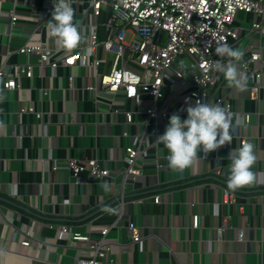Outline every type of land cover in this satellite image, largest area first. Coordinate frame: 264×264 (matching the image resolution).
Wrapping results in <instances>:
<instances>
[{
	"label": "crops",
	"instance_id": "1",
	"mask_svg": "<svg viewBox=\"0 0 264 264\" xmlns=\"http://www.w3.org/2000/svg\"><path fill=\"white\" fill-rule=\"evenodd\" d=\"M78 1L72 0L74 23L84 6ZM52 7V0H0V64L29 62L32 68V75H21L14 89L0 83V264H80L79 258L89 256L82 242L68 243L46 225L49 221L69 223L90 236L108 226L105 237L112 244L102 264H264V68L256 98L249 96L247 77L243 90L229 85L224 76L227 86L212 88L209 103L228 93L231 142L208 152L198 149L188 166L170 168L168 150L156 136L164 131L171 113L145 122L143 107L151 101L149 95L143 94L136 103L120 92L94 94L85 88V84L100 87L98 74L89 65L74 66V90H69V68L60 65L52 73L47 64L36 63L34 52L18 51L31 37L46 42L53 56L61 53L62 46L46 31ZM11 9L17 15L14 22ZM104 16L97 19L102 24L100 39L105 34ZM83 41L80 38L78 44ZM228 43L241 49V57L262 45L264 57V36L247 28ZM95 54L102 58L97 71L106 70L110 53L100 44ZM170 83L164 86V96L155 100L158 106L193 104L191 81ZM29 103L42 112L40 119L33 112H21ZM126 110L132 111V122H124ZM135 134L142 137L135 160L142 174L124 178L120 172L126 165L124 146ZM240 135L252 141L253 178L229 188V153L233 149L234 155L240 146ZM70 156H94L111 175L94 179L82 172L76 180L63 168L52 169L53 161L62 164ZM224 187L234 191L232 203L223 201ZM121 192L124 203L119 212L112 206ZM153 192H160V202L131 201ZM225 214L228 224L217 234ZM128 220L139 229L140 239L134 243L126 229ZM24 236L29 243L21 242Z\"/></svg>",
	"mask_w": 264,
	"mask_h": 264
},
{
	"label": "built area",
	"instance_id": "2",
	"mask_svg": "<svg viewBox=\"0 0 264 264\" xmlns=\"http://www.w3.org/2000/svg\"><path fill=\"white\" fill-rule=\"evenodd\" d=\"M84 2L83 10L77 19L80 32V42L72 49L62 47L60 54L53 56L52 49L41 38L28 37L18 51L34 52L37 55L36 63L41 66L47 64L51 72L58 66H66L67 88L74 90V66L89 65L94 74H98L99 88L96 84H85V88L97 94L100 90L120 92L127 98H132L136 103L141 101L143 94L152 99L143 107L145 122L156 116L165 118L175 110L186 113V105L180 104L173 108L168 103L158 106L155 100L164 96L165 84L170 81L184 83L191 81L192 88L189 95L193 104L199 99L209 103L211 92L216 86H223V74L213 65L217 59L222 63L227 62V57H219L215 52L218 43L229 42L240 38L242 30L247 28L264 36V0H79ZM240 12L246 13L245 18H240ZM105 13L102 23L105 28L103 39H99L96 25L98 16ZM10 21L14 22L17 15L14 10L9 11ZM246 21L244 25L243 22ZM110 53L107 69L97 71V66L102 58L96 56L98 45ZM126 51V52H125ZM186 54L190 57L185 68L174 66L179 55ZM104 59V58H103ZM239 71L250 79L249 96L258 97L261 87L260 77L263 74L264 57L263 46L259 45L254 50H249L244 57L236 61ZM21 75L31 76V63L0 64V83L3 88L14 89L19 85ZM171 78V79H170ZM215 86V87H214ZM227 86V85H225ZM214 87V88H213ZM213 88V89H212ZM211 90V91H209ZM47 92L42 89V94ZM158 92V93H157ZM213 103L225 106L229 112L230 104L228 93L212 97ZM33 112L40 119L42 112L35 110L29 103L21 112ZM118 112V108H113ZM124 122H132V111L124 112ZM248 121V115H243ZM72 118L70 117V120ZM123 135H128L123 130ZM250 141L245 136H239V144ZM142 137L138 134L131 135L128 144L124 146L123 159L126 165L120 169L122 176L135 178L142 174V167L135 162L140 155ZM52 169L63 168L76 180L82 172L94 179H103L110 176L107 166L101 165L94 156L78 158L70 156L62 164L53 161ZM223 201L232 203L234 191L224 187ZM150 200L160 202V192L137 196L131 201L142 202ZM124 203L123 194L112 206L119 210ZM242 206H240L241 208ZM229 215L225 214L217 227V234L228 224ZM59 234L67 238L68 243H80L87 248L89 256L79 258L80 264H102L108 254L112 242L105 235L108 226H101L97 236H90L88 232L73 230L69 223H46ZM193 225H196L194 216ZM131 243L140 239L138 226L134 221L128 220L126 224ZM23 244L29 243V237L24 236ZM124 250L125 246L120 245Z\"/></svg>",
	"mask_w": 264,
	"mask_h": 264
},
{
	"label": "clouds",
	"instance_id": "3",
	"mask_svg": "<svg viewBox=\"0 0 264 264\" xmlns=\"http://www.w3.org/2000/svg\"><path fill=\"white\" fill-rule=\"evenodd\" d=\"M52 5L51 18L46 25L48 35L66 49L76 47L80 32L73 22L72 0H52ZM215 52L219 57L228 59L226 63L217 59L213 66L223 74L229 85L243 90L246 87L245 76L236 63L242 56L241 49L223 42L217 44ZM186 113L183 118L179 112L171 113L164 131L156 136L157 141L168 150L166 159L170 168L182 169L192 162L198 149L208 152L232 139L229 131L232 121L225 106L198 99L194 104L186 105ZM232 152L233 149L229 153L231 163L226 182L229 188H236L252 180L250 166L255 153L250 141H242L234 149V155Z\"/></svg>",
	"mask_w": 264,
	"mask_h": 264
},
{
	"label": "rangeland",
	"instance_id": "4",
	"mask_svg": "<svg viewBox=\"0 0 264 264\" xmlns=\"http://www.w3.org/2000/svg\"><path fill=\"white\" fill-rule=\"evenodd\" d=\"M245 15H246V13H244V12H240V14H239L240 18H245ZM101 28H102V24L97 23V25H96L97 33H98V31H100ZM189 60H190V57L188 55L182 54V55H179L178 58L173 63L177 67H179V66L182 67L185 63H188Z\"/></svg>",
	"mask_w": 264,
	"mask_h": 264
}]
</instances>
